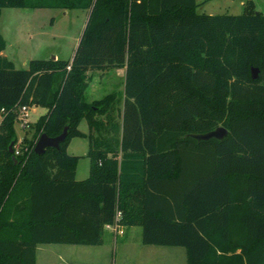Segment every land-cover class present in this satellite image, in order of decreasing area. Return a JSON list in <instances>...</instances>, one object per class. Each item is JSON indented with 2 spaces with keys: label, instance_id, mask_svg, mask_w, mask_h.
Returning <instances> with one entry per match:
<instances>
[{
  "label": "trees",
  "instance_id": "16d2710c",
  "mask_svg": "<svg viewBox=\"0 0 264 264\" xmlns=\"http://www.w3.org/2000/svg\"><path fill=\"white\" fill-rule=\"evenodd\" d=\"M199 6L0 0V15L87 12L72 60L16 69L0 34V264H36L40 245L100 246L113 225L140 227L143 245L182 247L186 264H264V14L252 1L239 15ZM115 69L123 92L87 101L90 73ZM19 106L45 112L14 155ZM218 127L221 139L195 138ZM64 128L57 149L34 153L41 134ZM73 138L88 141L83 180Z\"/></svg>",
  "mask_w": 264,
  "mask_h": 264
},
{
  "label": "rangeland",
  "instance_id": "374dc122",
  "mask_svg": "<svg viewBox=\"0 0 264 264\" xmlns=\"http://www.w3.org/2000/svg\"><path fill=\"white\" fill-rule=\"evenodd\" d=\"M196 1L200 4L198 10L208 15H239L247 1H252L255 11L264 14V0ZM86 18L87 12L82 9L63 11L57 8H3L0 15V34L6 44L3 53L16 69H26L30 60L54 57L71 60ZM102 73L106 75L100 80L103 83H97V78L88 81L85 91L87 101L101 98L113 91L123 92L122 69ZM96 74L98 75L95 72L94 75ZM44 112L43 108L31 107L27 116L29 123L24 129L15 122L16 139H29L32 133L31 124ZM78 128L87 134L88 128L84 120ZM87 150L86 138H75L68 149V154L80 157L76 180H83L88 176ZM41 249L44 250L39 252L37 264H61L59 255L70 258L74 254L88 264H186L182 247L143 245L139 227H131L122 236H114L111 231H105L100 246L51 244L41 245Z\"/></svg>",
  "mask_w": 264,
  "mask_h": 264
},
{
  "label": "water",
  "instance_id": "95a60500",
  "mask_svg": "<svg viewBox=\"0 0 264 264\" xmlns=\"http://www.w3.org/2000/svg\"><path fill=\"white\" fill-rule=\"evenodd\" d=\"M74 55L75 53L73 54V57ZM251 73H252V79L255 80L257 76V70L253 69ZM225 135H226V130L223 127H218L215 130L208 132L206 134L195 136V138L200 139V140H208L212 138L221 139ZM65 137H66V128H64L63 132L60 135H58L57 137H53V138L47 137L45 134H41L34 147V153L36 155H41L47 148L57 149L59 147V144L64 141ZM12 146H13L12 143L8 146L10 154L13 153Z\"/></svg>",
  "mask_w": 264,
  "mask_h": 264
},
{
  "label": "crops",
  "instance_id": "0c3cea01",
  "mask_svg": "<svg viewBox=\"0 0 264 264\" xmlns=\"http://www.w3.org/2000/svg\"><path fill=\"white\" fill-rule=\"evenodd\" d=\"M197 12H199V13H202V10H198L197 9ZM1 54L2 55H4V53H3V51L1 52ZM5 56V55H4ZM6 57V56H5ZM55 58V57H54ZM117 70H119V69H117ZM122 71H123V74H124V69H122ZM106 72V71H105ZM96 73H98V75L96 74V75H94L95 74V72H92V73H90V78H89V81L90 80H92V79H96L97 78V80H98V82L97 83H103V81L101 82L100 80H102V79H104L105 77H106V75H102V74H104V73H102L101 71H96ZM31 108V107H30ZM81 124V123H80ZM79 124V125H80ZM81 132H83V131H81ZM83 133H85V132H83ZM75 138H73L71 141H70V143H69V145H68V147H67V153H68V149H69V147H70V145H71V143H72V141L74 140ZM76 168H77V166H76ZM88 170H89V168H88ZM75 179H76V172H75ZM131 227H138V226H131ZM131 227H122V226H120V227H113V226H106L105 227V229H104V233H105V231H111L113 234H114V236H122V235H124L125 233H126V230H129V229H131ZM139 229H140V231H141V228L139 227ZM102 245V244H101ZM151 246V245H150ZM44 249H41V245L40 246H38L37 247V249H36V264H37V261H38V257H39V252L41 251H43ZM184 253H183V255H184V258H185V251H183ZM173 255H176V254H178V253H172ZM80 256H76L75 254L74 255H72V256H70V258H69V256L68 257H63V256H61L60 257V255L58 256V259L60 260V262H61V264H88V262L87 261H84L83 260V258H79ZM67 258H69V259H67ZM72 258V259H71Z\"/></svg>",
  "mask_w": 264,
  "mask_h": 264
},
{
  "label": "built area",
  "instance_id": "2783aa9c",
  "mask_svg": "<svg viewBox=\"0 0 264 264\" xmlns=\"http://www.w3.org/2000/svg\"><path fill=\"white\" fill-rule=\"evenodd\" d=\"M30 108L27 107V106H19V107H16V109L14 110L15 113H16V119H15V122L18 123V125L24 129L25 127L28 126V121H27V116H28V110ZM0 120H1V117H0ZM21 143H22V140H17V142L15 143V145H13L12 149H13V154L14 155H19L20 154V149H21ZM24 151H26V148H24ZM120 227V226H117V225H113V227Z\"/></svg>",
  "mask_w": 264,
  "mask_h": 264
}]
</instances>
